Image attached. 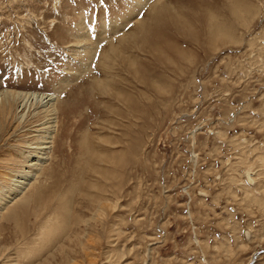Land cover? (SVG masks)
I'll return each instance as SVG.
<instances>
[{
    "label": "rangeland",
    "instance_id": "374dc122",
    "mask_svg": "<svg viewBox=\"0 0 264 264\" xmlns=\"http://www.w3.org/2000/svg\"><path fill=\"white\" fill-rule=\"evenodd\" d=\"M7 88L61 100L0 264H264V0H0Z\"/></svg>",
    "mask_w": 264,
    "mask_h": 264
},
{
    "label": "bare ground",
    "instance_id": "6f19581e",
    "mask_svg": "<svg viewBox=\"0 0 264 264\" xmlns=\"http://www.w3.org/2000/svg\"><path fill=\"white\" fill-rule=\"evenodd\" d=\"M164 6L165 5H163L162 7V4L158 3L156 7V13H159V10H162ZM232 7L236 10L234 12L232 11L233 14L236 15V12L242 10L243 7H247V4L240 5L236 3V4H233ZM247 9H250V8L247 7ZM128 19H129L128 17L125 18L126 23ZM84 23H85V20L84 19L81 20L80 26L81 25L83 26ZM214 23H212V25ZM121 26L118 23H111L110 27H111L112 32L114 33V32H117L121 28ZM223 29H226V28L223 27ZM230 29L231 28H229V30ZM218 31L215 32L212 30V32H215V36L217 35L216 33H218ZM141 32L145 34L146 30H143L142 28ZM223 32H226V31H223ZM228 33H231V32H228ZM222 35H225V34H222ZM130 38H131V35H130ZM130 38L124 39L123 40L125 41L124 43L132 42L133 40ZM87 46L84 45V48H85L84 51L86 52L88 51L87 49H90V48L92 49L90 45H87ZM94 49L96 48L94 47ZM120 50L122 51V49ZM120 50H119V47H116L110 54L106 53L108 54L107 58L110 59L116 54H119L118 52L121 53ZM93 51L91 52L94 54L95 52ZM59 100L61 99H59L58 96L52 93L45 94V93H40V92L16 90V89H9V88L0 90V127L3 128L4 124L9 121L13 122L14 123L13 124L14 125V135L18 134L19 136H21V139H24L23 145L20 146L21 147L20 149H22V151L19 153L20 154L19 157L22 159V162H21L22 168L17 170L16 172L8 171L9 174L7 178L12 179L13 181L12 187H7L4 185L0 188V208L1 209L4 208V205L7 204V202H9L8 201L9 199H13L14 196H15L14 197L15 199L17 196H19L21 193L24 192V190L32 183V179L36 175V171L48 161L50 157V152L53 148L55 132H56L58 121H59L58 120L59 119L58 118V113H59L58 107L60 104ZM255 258L256 256H254V259Z\"/></svg>",
    "mask_w": 264,
    "mask_h": 264
}]
</instances>
